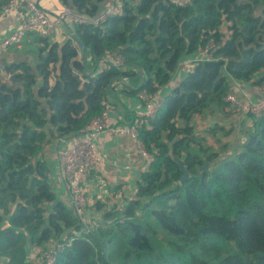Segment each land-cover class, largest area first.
Here are the masks:
<instances>
[{"label":"trees","instance_id":"obj_1","mask_svg":"<svg viewBox=\"0 0 264 264\" xmlns=\"http://www.w3.org/2000/svg\"><path fill=\"white\" fill-rule=\"evenodd\" d=\"M107 1L60 0L87 19ZM116 1L121 13L100 25L73 24L76 39L61 46L30 33L42 45L32 61H1L0 259L29 264L32 248L60 243L55 264H264V115L250 116L245 141L231 152L217 151L208 144L211 130L200 135L194 125L213 105H229L231 80L264 73V0ZM7 2L0 0V12ZM211 40V58L140 123L139 138L154 161L136 198L87 234L74 210L57 200L48 164L39 160L44 145L82 133L118 87L125 96L158 95L181 62ZM114 54L124 65L102 68ZM172 157L185 164L184 184ZM46 203L54 204L51 214Z\"/></svg>","mask_w":264,"mask_h":264},{"label":"crops","instance_id":"obj_2","mask_svg":"<svg viewBox=\"0 0 264 264\" xmlns=\"http://www.w3.org/2000/svg\"><path fill=\"white\" fill-rule=\"evenodd\" d=\"M32 1L51 18H55L64 8L60 0ZM18 25L19 20L16 16L0 15V42L13 32ZM72 26L68 22L62 30L55 32L50 37V42L62 46L72 37ZM41 46L36 42L34 35H29L24 39L23 44L0 53V64L2 60L9 63L32 61L33 56L36 54L35 49L41 48ZM263 74V72L258 73L249 82L231 80L230 93L234 94L241 103L263 100L264 92L261 91V85H258V81L263 77ZM186 75L187 72L178 70L172 82L158 92L157 98L164 100L171 95ZM120 90L121 87H118L116 93L108 95L107 105L111 108L109 120L112 125H129L132 124V119H138L137 114L145 112V108L137 96L130 97L118 94ZM194 125L200 135H204L205 131L211 130L207 137L208 144L212 145L217 151L221 152L225 146L226 151L231 152L238 147V144L245 141L243 132L252 127L253 121L249 115L242 113L231 105L226 108L213 105L207 112L195 118ZM212 129L215 132H212ZM73 139L74 137L49 139L39 157V160H43L48 164V180L57 196V200L69 206L71 203L62 180L61 168L63 158L69 151ZM95 145L104 162L99 171L90 174L85 181L88 204L85 216L88 218L90 225L101 222L107 212L121 210L134 200L137 192V182L141 175L148 171L133 140L129 137H112L108 134H100L95 139ZM53 206V203L44 204L47 214L53 212ZM42 253L41 248H32L27 262L29 264H41Z\"/></svg>","mask_w":264,"mask_h":264},{"label":"built area","instance_id":"obj_3","mask_svg":"<svg viewBox=\"0 0 264 264\" xmlns=\"http://www.w3.org/2000/svg\"><path fill=\"white\" fill-rule=\"evenodd\" d=\"M174 2L181 3V0H174ZM120 13L121 6L117 1L108 0L104 4L102 12L94 19L83 18L68 6H65L55 18H51L32 0H8L2 7L0 15L16 16L19 20V25L0 42V53L20 45L30 33H34L41 38H50L55 32L62 30L68 22L72 25L86 24L98 26L108 18ZM215 48L216 44L214 40L209 41L204 49L200 50L191 58L183 60L178 70H183L188 74L198 62L209 60ZM123 65L124 58L119 54L109 55L101 63L102 68H107L108 66L120 67ZM129 83L127 77L121 79V84L129 85ZM261 91L264 92V82L261 85ZM137 97L144 105L145 112L137 114L138 119L136 122L129 125H112L109 120L111 108L106 105L103 112L94 118L82 132L83 135L74 137L69 151L63 158L61 176L68 192L70 206L80 218L87 234L92 233V229L94 227H100L102 223L101 221L90 225L88 218L85 216L88 205L85 181L90 174L97 173L104 162V159L98 154L95 145L96 137L100 134H108L112 137H129L133 140L139 154L143 158L147 170L154 161V157L148 153L139 138V127L142 120L156 116L164 100L158 99L157 95H149L145 91L138 93ZM226 102L230 103L231 106L242 113L254 118H259L264 115V99L259 102L249 101L241 103L235 95L228 94L226 96ZM63 249L64 244L60 243H55L47 248L42 253L41 264H55L60 251ZM0 264H7V262L4 259H0Z\"/></svg>","mask_w":264,"mask_h":264},{"label":"water","instance_id":"obj_4","mask_svg":"<svg viewBox=\"0 0 264 264\" xmlns=\"http://www.w3.org/2000/svg\"><path fill=\"white\" fill-rule=\"evenodd\" d=\"M72 37L74 39H76V37L74 35H72ZM81 49L83 51V55H84V59H85V66H86L87 61H86V51H85V47L84 46H81ZM0 69L5 72L4 66L0 65ZM10 79L12 81L15 80L14 77H11ZM82 135H83V133L75 134L74 137H79V136H82ZM172 159L176 163V165L179 167L180 172H182V174H183V177H182V179H181L180 182H181V184H184L185 181H187L189 179V177H190L189 174H188V171H187V169L185 167V164H184V162L182 160H179V159H177L175 157H172ZM209 167H210V164L209 163H206L205 166L200 169V171L208 170ZM91 234L92 233H90L89 235H91Z\"/></svg>","mask_w":264,"mask_h":264},{"label":"rangeland","instance_id":"obj_5","mask_svg":"<svg viewBox=\"0 0 264 264\" xmlns=\"http://www.w3.org/2000/svg\"><path fill=\"white\" fill-rule=\"evenodd\" d=\"M23 42H24V40H23ZM23 42H22L21 44H23ZM16 47H17V46H16ZM35 53L37 54V49H35ZM36 54H35V55H36ZM35 55H34V56H35ZM228 94H231V93L229 92ZM233 95H234V94H233ZM225 101H226V98H225ZM239 102H240V101H239ZM226 103L229 104V105H231V104L228 103V102H226ZM232 107H233V106H232ZM241 145H242V142H241L240 144H238V147L241 146Z\"/></svg>","mask_w":264,"mask_h":264}]
</instances>
